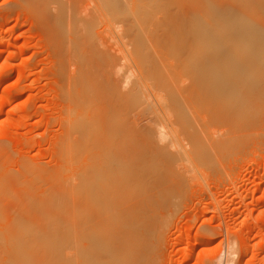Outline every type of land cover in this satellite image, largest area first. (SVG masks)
Returning <instances> with one entry per match:
<instances>
[{"label": "rangeland", "instance_id": "1", "mask_svg": "<svg viewBox=\"0 0 264 264\" xmlns=\"http://www.w3.org/2000/svg\"><path fill=\"white\" fill-rule=\"evenodd\" d=\"M123 1L124 0H120V2H118L119 5L117 6V3L114 5L113 1L109 2L108 0H0V168L2 164V170L10 175L11 179L16 180L19 176L20 178L18 177L17 180L21 181L22 178H24L25 180H23L26 182V185L22 187L27 185L35 187L36 185L37 188L40 189L41 187L42 189L43 187L44 190L49 187L48 175H52L56 172L59 174L61 173V178H58V176H60L59 174L57 176H55V174L52 175L61 181H58V179L56 180V183L60 182V184L57 185H62L60 187L62 188L60 192L61 196L58 194L61 203H57L56 206L53 205L55 204V199L59 202L57 195H55L56 198L53 199V197L51 198L53 193L50 194V192H48L47 194H50V198L53 199L52 202L54 201L53 204L48 206L49 209L56 212L59 211L60 219L58 227L59 232L57 231L58 236L56 239L57 245L51 248L52 252L54 248L56 250V247L57 250L54 251L53 254L50 253L48 255L47 264H75L74 252L76 244L74 241H76L75 236L77 230L75 224H71L74 222H70L71 220L73 221V219H70V215L72 214L70 211H75L76 200L75 196L72 195V193L75 192L73 186L77 176V166H80L79 163H81V158H83L84 155L80 160L78 159V163L77 160L75 161V157L77 158V156L74 155V160L71 162L72 159L68 156L67 151H69V147L67 146L70 145L71 149H73L81 143L80 145L83 144L85 146L90 145L94 147L95 145V148L99 149L104 145L103 141L107 135V133H104L107 132V129H110L106 128L103 130L101 128H96L97 132H94V128H65V126L68 127L71 122L70 116L73 118L72 111L74 110H72V104L77 100L73 98V96H70L74 93V97H77V93L75 95L76 90L82 88L81 82H78L79 78L76 79L75 77L78 65L75 63L76 59L74 58V53H80L84 48L85 50L89 47L92 48V46L88 47L87 44L90 41H94L95 44H91L94 47L92 50L93 53L96 52L97 54L108 51L109 54H114V51H112L114 48L112 49L111 47H113V41L118 40L115 36L126 29L124 26L127 25V23L129 24L132 21V18L134 19L133 23L137 22L140 26V23L144 20L151 19L154 23L153 20L156 21V19H160L162 16L161 19L163 18L162 20L165 23H162V20L161 22L156 23H161L162 26L164 25L161 27L162 29H160L159 25L158 29L159 32L163 30L164 32L160 33H164L165 36L157 31L163 37V40H159L161 38L159 36H157L158 39H155L157 47L154 46V48L152 46L154 43L149 42L152 44L151 48L150 44L147 42V40L149 41L151 38H154L153 34L157 30H155L153 26L150 29L149 26L152 24L151 22V24L149 23L150 20L148 22L146 21V26L147 24L149 26H145V28H149L153 34L151 33L152 35H147L146 32L145 35L141 30L142 28H138L142 35H145L144 37H146L147 40L140 35L141 33L138 30L137 31L140 34H135L138 35V40L140 41L137 40V36H135L136 39L134 38L135 34H133L132 39L137 40L138 43H143L145 46L144 51L145 49H148L149 52L150 48L151 50H154L153 52L154 54L156 53V60L159 61V64L164 65L159 66L158 64L157 66L153 64V66L159 68L156 67L159 71H155V68L153 69V67L152 69L155 73H164L165 75H163V77L165 80H167L168 77L170 80L172 76L175 77V80L172 77V80L176 85L175 90L177 88L179 91L181 87L183 88L188 85L187 81L189 80H186L188 69L186 68L187 73H183V70L190 60L191 62L194 59L201 61L202 57L205 55L209 60L213 61L216 56L219 55L218 51L220 48H226L231 54L228 57L237 58L233 57L232 54L239 55L241 59L240 61L243 60L248 64L257 65V63H263L264 61V47L262 43L255 42L247 31L241 32L235 29L234 22L237 19L241 20L245 18V20H247L250 18L249 16L252 12L244 14L245 11L239 10L238 6V8L234 10L233 7H229L228 5V3L230 4L233 2L231 0H129L127 1V4L125 1V3H123ZM218 1L221 2L220 4L224 7L222 8V15L216 21L218 24L215 26V32H208L205 35L199 34L194 26L198 25L200 15L204 12L205 8H216V3L219 4ZM251 1L252 3L254 2L253 0ZM251 1H247V6L249 8H252V5L249 6ZM128 2L130 3V7L128 8L127 6L126 8ZM240 2L242 3L241 0ZM243 3L240 6V9L245 7ZM255 4L256 2L253 3V5ZM207 5H210L211 7ZM135 7L138 8V11H134L136 10ZM127 9H130V11ZM91 10H93V13H90L92 12ZM133 11L134 14L137 12L136 15H138V12L140 11L141 15L145 16V19H139L140 21H138V19H135V17L137 18L136 15L134 17L132 16L131 13H133ZM116 12H118V14ZM149 12H152L155 16H152V13L149 14ZM167 12L172 16L167 15ZM93 14L94 16H91ZM164 14L166 16L163 17ZM89 17H93V22L91 19L85 20ZM126 19H130L131 21L126 22ZM89 21H91V24ZM109 21L111 22L109 25L110 27L107 26ZM87 22L90 26H88ZM92 23L94 24L92 25ZM156 23H154V25ZM129 26L136 27L135 24H129L128 27ZM224 26L229 30L228 35ZM84 27H86V29L88 27V32H85ZM229 28L233 29L234 33L231 32ZM110 30L111 32L108 33ZM89 32H92V38L91 36L89 37ZM114 32L117 34L115 35ZM110 35H114L113 41ZM97 37L100 39H97ZM109 37L110 39H108ZM149 37L151 38L149 39ZM139 38H141L142 41L146 40L145 43ZM204 38H207L212 42H214L215 39L214 46L207 49V47L204 46ZM86 40H88V43ZM109 40L112 41V44H109ZM162 41L164 44L163 46L168 48L167 50L165 47H161L162 44L160 43H162ZM72 42H74L73 45L70 44ZM126 42L127 39H125L124 43ZM55 43H57V46ZM128 43H130V41ZM109 45H111V47ZM124 46L127 47L126 45ZM124 46L119 45L120 50H122L120 51L118 49L117 51L116 49V51L118 53L120 51L122 54L124 50L127 52L126 49L129 51L133 50L132 47H129V44V48H125ZM144 46H141L140 49ZM108 47L111 48L110 51L108 50ZM158 47L161 48L158 49ZM90 51L91 49H89V52ZM162 51L163 54H161ZM150 52L149 57H147V52L146 54L143 53L144 56L140 53L141 55L139 57H144L143 59L147 57L150 59L153 57V54ZM127 53H124V57H130L131 60H129L130 58H126L127 60L125 61V58L122 57L127 64L130 63V67H128L127 64H124L125 62L122 60L123 58H121L122 62L119 60V63L121 62V64L124 62L123 66L127 72L122 65L121 68L116 64L109 70H112V72L114 71L113 73H117L118 76L123 70L125 73L123 71L122 74L124 73L125 76H127L126 73H129V76L132 74H141V72L144 71V67L147 66L149 59L145 60L147 62L144 61L146 66H144V63L141 64L143 60H139L140 63L138 64L137 62V65L144 64V67L142 66L143 68L141 69V72L139 71L138 73H135L138 70L134 71V68L136 67V69H138V67H133V64H135L138 59L135 61L134 57L132 56L133 59L131 57L132 54L129 55ZM169 53L170 55H168ZM71 54L73 56H71ZM165 54L166 56H169L167 57L168 59L164 56ZM119 56L121 57L120 53ZM159 56L163 59L159 60ZM116 57L118 58V55H116ZM228 57L225 59L227 60ZM154 58L150 59V62L153 60L156 61ZM69 59L72 62H69ZM116 60H114V63L118 62H115ZM161 61L164 62L161 63ZM175 62L177 66L173 64ZM223 63L227 64L228 62ZM131 64L133 66H131ZM165 65H169L167 66L168 68H165ZM148 66H150V63ZM148 66L145 70L149 68ZM160 67L165 69L161 70ZM128 68H131L134 73L132 72V74H130L131 71ZM173 69L174 71H172ZM172 72H177L178 74L182 73L181 75H184L183 77H180L179 81V79L177 80V78H179L177 76L181 75H178L177 73L173 74ZM113 73H111V78ZM124 74L122 77L117 76L118 80L121 78L123 79L125 77ZM73 75L76 79L74 82ZM129 76H127L128 78L125 77L126 80L128 79L130 82L129 84L125 82V79H123L124 81L121 79L122 82L120 81L119 84L116 77V79L113 78V80H116L117 82H113L112 79L109 78L110 75H108V78L109 81L111 80L110 83H118L121 86L123 85L122 89L123 87H126V91L129 93L127 88L132 85V82L136 80L134 77L138 75H132L134 76L132 79L131 76ZM140 76H138V80L140 79ZM71 77L73 78L72 80ZM107 81L105 79V82ZM254 84L256 87L262 86L255 82ZM92 85L96 89L94 97L96 102L92 104L93 110L96 113L103 114L104 116L108 115L107 119L110 123L111 117L115 120V116L123 114L121 119L112 123L114 125L116 124L117 127H120V122L121 125L124 124L123 126L126 124L130 125L129 122L131 125L132 122L134 126L138 125L136 128H118L120 131L118 130L119 134L117 138V135L111 132V138L112 134H115V137L113 135L114 138L112 140L109 138V134L106 136L107 138L105 140L111 145L118 143L120 150L127 151L126 158L117 166L124 169V167H127V165L130 164V162H126V160L133 159L135 160L133 161L135 163L132 164L131 168H135L143 177L157 176L163 184L165 183L164 185L160 183L161 181L156 183V185L160 184L157 186V191L158 189H161L162 186L165 188L168 186L166 189L162 187V189L164 188V192L161 191V189V193H159L160 191L157 192L153 190L151 194L150 190L152 189H149L150 192L147 191V197L150 199L149 194L152 195L150 201L144 199L146 198V194L143 196L144 204L147 202L145 205L148 206L149 210L152 208L151 212L155 211L154 214L157 216L156 217L151 212H147V207L143 204L145 206V211L157 219L151 218L152 216L150 217V215L146 214L145 221H147V223L144 224L142 221V224L148 225V232H150L151 229V231L153 230L154 232H152L155 233L153 235V233L150 232L152 233L150 236V246L153 249H150L151 251L148 250L149 253L152 252V250L155 252L156 256L154 258L156 260L154 259V264H264V90H260L263 96L260 99L261 101H259L260 104H262V106L260 105V107H262L260 108V112L262 113L261 118H263V120L261 119L260 122L255 125L256 127L249 128L250 133H245V135L249 136L245 139L239 149L236 147V149L234 148V150H230L229 152H226V154L222 151L217 152V149H213L211 143V141H214L213 138L216 140V137L221 135L222 130L217 132L216 130L218 127L209 126L208 131H206L204 125L206 124L207 117L204 114H200L199 117L193 113V110L188 109V118L195 130L200 133L201 139L205 141L208 155L205 154L199 158L192 157L193 162L192 160L188 163L178 161V163H175V165L173 164V167L170 168L169 165L164 166L162 164L161 158H156V150L160 145L155 136L156 129H159L157 128L159 120L152 119L154 115L152 114L151 109L149 108L146 110L145 105L143 103V105H141L140 101H137L139 103V107H137L133 100L132 104L136 107H133L129 105L131 103H128L126 105H129L130 107L125 108L123 103L117 104L119 99L123 97L120 93L115 92L117 87L113 89L115 91H110L112 86L111 88L109 87V90V88H107L108 85L106 87L105 84L95 86V83H93ZM114 85L115 84H113V87ZM130 88H133V86L129 87V90ZM121 92L124 93L123 95L125 98L126 96H130L129 94H125V89ZM130 94L132 95V92ZM71 98H73L74 101L70 100ZM130 99H132V97ZM79 101L80 104H82L81 100L78 99V103H76L77 101L75 102L76 106L79 105ZM75 109L78 110L79 108ZM126 121L128 122L126 123ZM135 121L136 123H134ZM104 122L107 123L106 120ZM255 128L257 129L252 130ZM99 129L104 133L100 132L101 130ZM209 129L214 132L211 133ZM207 132H209V134ZM211 135L213 138L211 137L212 140L209 141ZM76 138H78V140ZM79 138H81V140ZM74 140L77 143H74ZM126 145H128V147ZM90 146H87L88 149ZM83 147L81 148L83 149ZM150 150L155 151L150 152ZM78 154H82V152L79 151ZM79 157L80 155L78 158ZM152 158H156V161L153 162L151 160ZM67 162L71 165V168L70 166L67 167ZM61 165L64 166L61 167ZM118 167L117 172H119ZM185 168H187V172L185 171ZM160 173L163 175L159 177L158 175ZM40 176H43V180H41L42 178ZM50 178L53 177L50 176ZM36 179L38 181H35ZM176 184L177 187L175 188L174 185ZM22 187L16 189L18 192L12 191L14 193L9 197L10 200L8 198V201L1 205V207L3 206L2 209H0L4 216L3 222H8L11 218L10 214L15 213L14 211L21 209V207L22 213L18 215V218H23L35 210V208H33L27 212L29 206L26 207L27 209L24 208V203L27 198L29 199V196L27 195V192H22ZM154 189L156 190V188ZM170 189V193L167 192ZM172 189L175 191L173 192ZM165 190L167 191L165 192ZM154 192H156V196L153 195ZM168 193L171 195L170 197ZM13 195L16 196L14 197ZM17 196H19V198ZM48 197L49 196H47L46 199L47 201L50 200ZM148 198L147 200H149ZM144 206L142 209L143 211ZM144 212H142V214H144ZM147 217L151 218L149 223L151 224L153 221L154 225L148 223V220H146ZM144 225L140 226L143 227ZM16 227L17 223L13 228L16 229ZM144 229L142 228V230ZM25 238L26 237L23 236V239ZM141 238H143V236ZM157 238L159 240H156ZM146 239L147 243H149L148 236ZM146 239L143 238V241ZM143 244L140 245L144 248L147 244ZM147 246L149 249L150 246ZM145 249H147V247ZM145 249L143 254L144 252H147ZM147 255L146 253L144 254L146 257ZM151 262L153 263V261Z\"/></svg>", "mask_w": 264, "mask_h": 264}, {"label": "bare ground", "instance_id": "2", "mask_svg": "<svg viewBox=\"0 0 264 264\" xmlns=\"http://www.w3.org/2000/svg\"><path fill=\"white\" fill-rule=\"evenodd\" d=\"M108 1L109 2L113 1L114 5L117 3L116 4L117 6L119 5L118 2H120V0L119 1L118 0H111V1L108 0ZM124 1L127 4V1H129V0H124ZM124 1H123V3H125ZM231 1H233V2H231L230 4L228 3V5H229V7H233L234 10L239 7V10L245 11L244 14L252 12V13H250L251 14L249 16L250 18H248L247 20H245V18L241 19V20L237 19L234 22L235 29H237L238 31H241V32L247 31V33L250 36H252V39L255 42L260 43V44L262 43V45L264 47V0H253L254 2H256L257 5L256 4L253 5L254 2L252 3L251 0H241L242 3L244 2L243 4L245 5V7L241 8V9H240V6L242 5V3L240 2V0H231ZM247 1L248 2L251 1L249 6L252 5L251 6L252 8H249L247 6L248 5ZM218 3L219 4L216 3V5H217L216 8H213V7L210 9H209V7L205 8L206 10L204 9V12L200 15V17L198 19L199 20L198 25L194 26V28L196 29V31L199 34L205 35L208 32H215V26L218 24L216 21L222 15V13H223L222 8L224 7V6L222 7V5L220 4L221 2L218 1ZM126 4H123V5H126ZM207 4H209V3H207ZM205 5H206V3H205ZM127 6H128V8L130 7L129 2H128V5H126V8H127ZM207 6H210V5H207ZM148 10H150V9H148ZM91 11L92 12H90V13H93V10H91ZM128 11H130V9ZM134 11H138V8H136V10H134ZM134 11H133V13H131L133 17L137 13V12H135V14H134ZM116 13L118 14V12H116ZM150 13H152V12H149V14ZM166 14L170 15V14H168V12ZM171 14H173V13H171ZM151 15L155 16V14H153V13ZM91 16H94V14ZM119 16H121V15H119ZM136 16H137V18L135 17V19H138V21H140L141 19L142 20L145 19V16H142L140 11L138 12V15H136ZM164 16H166V15L164 14L163 17ZM170 16H172V15H170ZM90 17L88 19H85V20L91 19L93 22V19H92L93 17L92 18H90ZM139 17H142V18H139ZM161 17H160V19H156V21L153 20L154 23L161 22V20L163 19V18L161 19ZM130 19L129 20L126 19V22L131 21ZM133 21H134V19L132 18V21H131L132 23L130 22L129 24H131V25L135 24L136 27H134V26L128 27L129 24L127 23V25L124 26V28L126 27L125 30H123L122 32H119L118 34L116 32H114L115 35L116 34L118 35V36L117 35L115 36V38L118 39L117 40L118 42L116 40H114V38H113L114 35L113 36L110 35L112 38V41L113 40L114 41L112 44L111 43L112 41L109 40V44L111 43L113 47H111V45H109V46L112 49L114 48L112 50V51H114V54H109L108 51L104 52V53H97V54H96V52L93 53L92 52V50L94 49L93 45L95 44L93 40H92L93 42H91V41H90L91 43L89 42L90 44L88 43V40H86L87 43L89 44V45L87 44V46L88 47L92 46V48L89 47L86 50L84 48V50H82L80 53H76V54L74 53L73 54V55H75L74 58L76 59L75 63L78 65L77 72H76L77 76L75 75V77H76V79L79 78L78 82L79 81L81 82L82 88H79V90H76L77 88L75 89L76 90L75 95L77 93L78 98L74 97L73 92H72L73 95L70 96V97L73 96V98H75L77 100L74 101L73 98H71L70 100H73L74 104H75L76 101H77L76 103H78V99H79V100H81L82 104H80V101H79V105H77V106H80V107H77L76 104L75 105L72 104L73 106L71 105L73 107L72 110H74V111L71 110L73 113V118H72V116H70L71 122L69 123L68 127L65 126V128H94L93 129V131L95 130L94 132H97L96 130L98 128H101L103 130L106 128H110L111 130L107 129V132H105V133L101 129H99V130H101L100 132H103L104 134H106V133H107V135L109 134V138L112 140L115 137V134L117 135L116 138L118 137V134H119L118 130L120 131V129H118V128H136V126H138V125L134 126L133 122H132V125H133V127H132L131 123L129 122V124L131 126L126 124L127 126L125 125L126 126L125 127V126H123L124 124L121 125V122H120V124H119L120 127H117L116 124L114 125L112 123L121 119V117H123V114L120 116H115V120L113 117H111L110 118L111 123H110L107 119L108 115L104 116L103 114L96 113L93 110L92 104H94L96 102V99L94 98L95 93H96V89L93 87L92 84L95 83V86H101V85L105 84L106 87L108 85L107 88H109V87L111 88V86H112L111 90L109 88L110 91H115L113 89H115L117 87L115 92H118V93H120V95L123 96V97H121V99H119L117 104L123 103L125 108L130 107L129 105L136 107L132 104V100H133V102H135V105H137V107H139L138 102L140 101L141 105H143V104L145 105L146 110L149 108L151 109V112L154 115V117L152 119H154V120L158 119L159 120V124L157 127L159 129H156L155 136H156L157 142L160 145L157 147V150H156V158H158V157L161 158L162 164L164 166L169 165L170 168H172L173 164L175 165V163H178V161H180L182 163H184V162L188 163L191 160L193 162L192 157L199 158L200 156H204L205 154L208 155V151L206 149L207 146H206L205 141L201 139L200 133L197 132V130H195V128L192 126V124L188 118L189 117L187 114L188 109L193 110V113L199 117H200V114L201 115L204 114L207 117V120L204 119V120H206V124L204 123L205 124L204 127L206 128V131H208L209 126L210 127L211 126L212 127H218V129L216 128L217 130L215 129L217 132L222 130L221 135L216 137V140H215V138L212 137V135L210 136V138L212 137L214 140V141H211L212 138L209 140L212 143L213 149L215 148V150L217 149L216 150L217 152L222 151L225 154H226V152H229L230 150H234V148L236 149V147L239 149V147L242 146L245 139L249 136V135H245V133H250L249 128L254 127L257 123L260 122L261 119L263 120V118H261L262 113L260 112V108H262V107H260V105L262 106V104H260L259 101H261L260 99L263 96L262 93L260 92V90H264V61H263V63H260V62L257 63V65L248 64V63L244 62L243 60L240 61L241 59H240L239 55H233L232 54L233 57H237V58L228 57L231 54L226 50V48H220L218 51L219 55L216 56V58L213 61L209 60L204 55L202 57L201 61L194 59L192 62H191V60L188 62V65L185 67V69L183 68L184 69L183 73H185V72L187 73L186 68L188 69L189 75L186 74L187 75L186 80H189V81H187L188 85L183 87V88L181 87V89L178 91L177 88L175 90L176 85H175V82L172 80L173 76L171 77V80L173 81L174 84L172 83V81L170 80L169 77H168L169 79L167 77H165L169 81L164 79V77H163V75H165L164 73L163 74H162V72L155 73V71L159 69L157 67L159 64V61L156 60V57H155L156 53L154 54V52H153L154 50L153 49L151 50L152 44H150V43L151 42L154 43V45H152V46L157 47L155 39L157 38V36H159V37H161L159 40H161L163 37L160 34H164V33H160V32H164L163 30L159 32L158 27L160 25V29H162L161 27H163L164 25L162 26L161 23L160 24L156 23L157 25L156 24L154 25V23L151 21V19L146 20L147 22L149 21V23L150 22L152 23V24L150 23L151 26H149L148 24L146 26L145 20L140 23V26L137 22L133 23ZM89 22L91 24V21H89ZM144 22H145V24H144ZM105 23H107V22H105ZM110 23H111L110 21L107 23L108 27H110L109 26ZM162 23H165V22H163V20H162ZM87 24H88V22H87ZM93 24L94 23H92V25ZM166 24H168V23H166ZM88 26H90V25L88 24ZM141 26H143V27H141ZM145 26L146 27L149 26L150 29L153 26V28H155V30L156 29L157 30L153 34L152 31H150L149 28L148 29L145 28ZM224 27H225L227 35H228L229 30L226 26H224ZM138 28H140V29L142 28L141 30L144 34L146 32H147V35L152 33L154 38L149 37V39L150 38L151 39L148 41L147 38L144 37L146 34L143 36L140 29H138ZM49 29H50V27H49ZM84 30H85V32H88V27H87V29H86V27H84ZM152 30H154V29H152ZM230 30H231V32L234 33L233 29H230ZM91 31H92V28H91ZM55 32H57V31H55ZM105 32H106V29H105ZM110 32H111V30L108 33H110ZM114 33H111V34H114ZM135 33H138V35L140 34V35H142L143 38H146L148 44H150V47H151L150 51L153 52L152 53L149 51L151 54H153V57L150 59H153L155 57L154 59L157 62L154 60H153L154 62L153 61L150 62V59L147 58V57H149L148 49H145V51H144L145 46L143 45V43L139 42L141 45L138 43V41H140V40H138V35H136ZM156 33H158L159 35L158 34L155 35ZM91 34H92V32L91 33L89 32V37L91 36V38H92ZM99 34H102V33H99ZM133 34H135L134 35L135 39H136L135 36H137L138 41L135 39H132ZM130 35H131V38H130ZM106 36H107V34H106ZM163 36H165V34ZM139 37H141V36H139ZM98 38L99 37H97V39ZM141 38H139V39H141ZM108 39H110V37ZM125 39H127L126 43H124ZM142 39H141V41H142ZM94 40H96V39H94ZM101 40H102V38H101ZM146 40H143L142 42L145 43ZM165 40H166V38H165ZM129 41H130V43H128ZM114 42H115V45H114ZM203 42L205 44L204 46L207 47V49H210L212 46H214L215 39H214V42H212L209 39L204 38ZM73 43L74 42H72L70 44L73 45ZM157 43H158V41H157ZM55 44L57 46V43H55ZM91 44H93V45H91ZM128 44L130 45L129 47L133 48V50H131L132 48L130 49L132 52L129 51L128 49H126V51L128 53L125 52V50H124V52L121 54L120 51L122 49L120 50L119 45H121V46L126 45L127 47H125V46L124 47L129 48ZM160 44H162L161 45V47H162L164 45L163 41ZM85 45H86V43H85ZM139 45H140V47H139ZM141 46H144V47L142 49H140ZM146 46H147V44H146ZM161 47H158V49ZM164 47L165 46H163V48ZM111 48H109L108 50L110 51ZM89 49H91L90 52H89ZM116 49H117V51H118V49L120 50L119 53H120L121 57L119 56V53L116 51ZM158 49H157V51H158ZM167 49L168 48H166V50ZM141 50H143L144 52ZM169 50H170V48H169ZM140 51L145 53V54L147 52V57H145V59H143L144 57L143 58L139 57L141 54H142V56H144L143 53H141ZM129 52H131V53H129ZM164 52H165V50H164ZM124 53L125 54L127 53L129 55L132 54L131 57L133 56L135 61H136V59H138V61H136L135 64L132 63L134 66L131 64V66H133V67H135V66L138 67V69H136V67L134 68L135 69L134 71L138 70L135 73H138L139 71L141 72V69L144 66H146V63H144L145 60L149 59L148 60L149 62L145 61V62H147V66L150 63V66H148L149 68H147V70L148 69L149 70L148 71L145 70V68L147 67L146 66V67H144V71L141 72V74L140 73L132 74L133 70H131V68H128L131 71L130 74L138 75V76L141 75L139 80L137 79V78H139L138 76L134 77V76L130 75L131 79H132V77H134V78H136V80L132 82L131 86H128L127 89L129 91V93L126 91V87H123V89H125V94H129L132 97V99H130L131 98L130 96H128V97L126 96V98H125L123 95L124 93L121 92L123 90L122 89L123 85L121 86L119 84H120V81L122 78L118 80L117 73L115 74V73H113L114 71L112 72V70H109V69H112L111 67L112 66L114 67L115 64L120 66L121 68L124 64H127L125 61L130 57H128V58H127V56L124 57L125 56ZM161 54H163V51ZM73 55L71 54V56H73ZM116 55H118V58L116 57ZM168 55H170V53ZM168 55L166 56V54H165L164 56L167 58V57H169ZM62 56H64V55H62ZM122 56L125 58V61H124V58ZM133 57H132V59H133ZM226 57H228L227 60L225 59ZM121 58H123L122 60L125 62V63L123 62L124 64L123 63L121 64V62H122ZM175 58H176V56H175ZM162 59L163 58L160 57L159 60H162ZM114 60H116L115 62H117V61L118 62L114 63ZM119 60H121L120 63H119ZM129 60H131V58ZM134 60H132V61H134ZM139 60H143V62H141V64L144 63L145 65L143 64L144 66L143 65L138 66L137 62L139 64L140 63ZM164 60H165V58H164ZM254 60L257 61L256 59H254ZM68 61L72 62L70 59ZM177 61H179V60H177ZM162 62H164V61H161V63ZM223 62H228V63L224 64ZM129 64H127L128 67H130ZM153 64L157 65L156 67L158 69L155 66H153ZM173 64L176 65V62ZM160 65L161 64H159V66ZM162 65H164V64H162ZM127 66H126V68H127ZM167 66H169V65H165L164 67L166 68ZM139 67H140V69H139ZM152 67H153V69L155 68V71L152 69ZM123 68H124V66H123ZM165 68L160 67L161 70H164ZM115 69H116V67H115ZM174 69H176V68H174ZM174 69L172 71H174ZM124 70L126 71L125 68H124ZM115 71H117V70H115ZM120 71H122V70H120ZM125 71H124V73H125ZM122 72H121V74H122ZM111 73H113V75L115 74L114 77L112 75V78H111ZM172 73H170V74H172ZM174 73H177V72H174ZM121 74L119 76H121ZM123 74H122V76H123ZM181 74L179 73L178 75H181ZM108 75H110L109 78L112 79L113 82L116 80L119 81L118 82L119 84L113 83V84H115L113 87V84L110 83L111 80L109 81ZM126 75L129 76V73H126ZM183 75L177 76V77H179V78L176 77L177 80L179 79V81H180V77H183ZM124 76H125V74H124ZM127 76H125V77H127ZM166 76H167V74H166ZM168 76H170V75H168ZM75 77H74V75H73L74 79L71 77V80L73 79V82L76 80ZM125 77L123 79L126 80ZM113 78H115L116 80H113ZM173 78L175 80V77H173ZM105 79H106V81L108 80L109 82L108 81L105 82ZM181 79H183V78H181ZM86 80H88V81H86ZM181 81H183V80H181ZM253 81L257 84L262 85V86L256 87ZM125 82L128 84L130 83L128 81V79ZM133 83H134V85H133ZM180 83H179V85H180ZM132 86H133V88H130V90L132 92V95H131L129 87H132ZM98 89H100V88H98ZM75 90H73V91H75ZM134 98L136 101L134 100ZM151 99H153L154 101ZM128 103H131V104H129L127 106L126 104H128ZM74 107L79 108V109L76 110ZM75 110H76V112H75ZM74 113H75V116H74ZM134 119H136V118H134ZM171 119H173V120H171ZM199 119H201V118H199ZM105 120L107 121V123L104 122ZM138 120H139V117H138ZM197 120H198V118H197ZM128 121H131V120H128ZM128 121H126V123ZM134 123H136V121ZM200 123H202V122H200ZM262 123H263V121H262ZM137 124H138V122H137ZM140 124H141V122H140ZM258 125H260V124H258ZM112 128H114L117 131H115ZM212 129H214V128H212ZM256 129L257 128L252 129V130H256ZM209 131H210V129H209ZM111 132L115 133V134H112V138L110 137ZM210 132L212 133L214 131L211 130ZM207 133L209 134V132H207ZM208 134H207V136H208ZM113 135H114V137H113ZM106 136H105V139L107 138ZM82 138H83V136H82ZM76 139L78 140V138H76ZM79 139L81 140V138H79ZM105 139L103 141L104 145L102 147H100L99 149L95 148V145H94V147H92L90 145H86V146L83 144L80 145L81 144L80 142H79L80 144H78L80 146L77 145L76 148L74 147L73 149H71L70 145L67 146V147H69V151H67V153H68L69 158L72 159L71 162H73V160H74V158H73L74 155L77 156V158L75 157V161L77 160V163L79 162L80 158L83 157V155H84V157L81 158V163H79L80 166H77L78 168L75 166L77 168V174H76L77 176H76V178L74 176L75 184H74L73 188H74L75 192L72 193V195L75 196L76 202H75V211H70V212H72V214L70 215V219H73V221L71 220L70 222H74L71 224H75V227L77 230L76 236H75L76 241H74L76 244L75 245V252H74L75 264H154V262L156 260L154 258L156 256L155 252H153V250H152V252L149 253V251H151L150 249H153L150 246V236L154 231L152 230L153 231L152 232L150 229V232H152V233L148 232L147 231L148 225L147 224L144 225L145 223H147V221H145V218H146L145 216H146V214H148L147 212H149V213L151 212L152 208L149 210L148 206L145 204H147L146 201H150L151 196H152L151 194H152L153 190L157 191V186L160 184L156 185V183H158L161 180L157 176H154V177L145 176V177H143L135 168H131L132 164L135 163V162H133V161H135L133 159H127L126 160V162H130V164L127 165V167H124V169L121 167H118L117 165L120 164L121 161L126 158L127 151L120 150L119 149L120 147H118V143H114L111 145ZM246 142H245V144H246ZM74 143H77V142L75 141ZM87 146H90L89 149ZM126 146L128 147V145H126ZM78 147L80 150L78 149ZM81 147H83V149ZM91 147H92V149H91ZM81 149L84 151V154H83V151ZM86 149H87V151H86ZM79 151L82 152V154H78ZM85 151H86V153H85ZM154 151L155 150H150V152H154ZM231 152H233V151H231ZM79 155H80V157L78 158ZM156 158H152L151 160L153 162H155ZM70 159H68V160H70ZM68 162H70V161H68ZM68 162H67V164H68L67 167L70 166V168H71V165H73V164H71V162H70V164H71L70 165ZM62 166H64V165H61V167ZM117 167H118L119 172H117ZM185 171L187 172V168H185ZM189 171H190V169H189ZM29 172H30V170H29ZM59 172H61V171H59ZM38 173H37V175H38ZM64 173H66V172H64ZM54 174H55V176H57L59 173L56 172ZM54 174H52V175H54ZM52 175H48L49 176V179H48L49 185L48 184L47 185L49 187H47V189H45V190L43 189V187H42V189L40 187V189H41L40 190L39 188H37L36 185H35V187L32 185L31 186L27 185L25 187H22V186L26 185V182L24 181L25 179L22 178L21 181H18L17 180V178L19 177L18 174H17L18 177L15 176V177H17L16 180L11 179V176L2 170V164H1V168H0V209H2V207H3V206L1 207V205H3L4 202L8 201L9 197H11V194L14 192H18V190H16V189H20V187H22L23 188L22 192H27V195L29 196V199L27 198L26 202L24 203V208L29 206L28 209L26 208L27 212H29L33 208H35V210L33 212H31L30 214H28L27 216H24L23 218H18V215L22 213V210H21L22 207H21V209H17L14 211L15 213H13V214H15V215L10 214L11 218H10V220L8 219L9 220L8 222H6V221L3 222L4 216H3V213H1V211H0V244H1V247H0V250H1V252H0V264H47L48 263L47 262L48 255L50 253L53 254V252L57 250V247H56V250L54 248V250L52 252L51 248H53V247H55V245H57L56 239H57L58 232H59L58 227H59V222H60L59 211H57V212L53 211V210L49 209L48 206L53 204L54 201H55V204H53V205H55V206L57 205V203H61L60 202L61 199L58 196V194H60V192H61L62 188H60V187L62 185H60V186L57 185V184H60V182H61L58 179V178H61V173L59 174L60 176H58V178H56L55 176H52ZM162 175L163 174L160 173L158 176L160 177ZM50 176L53 177L55 180L53 178H50ZM57 179L60 182L56 183ZM33 180H34V177H33ZM41 180H43V178ZM28 181H27V183H28ZM35 181H38V180L36 179ZM54 182H55V184H54ZM160 183L163 184L162 181ZM174 186L176 188L177 184ZM162 187H164V186H162ZM162 187H161V189H162ZM167 187L168 186H166V188ZM178 187H179V185H178ZM154 188H156V190ZM149 189H152V190H150L151 194H149V192H150ZM161 189H158L157 192H159ZM163 189L161 191H163ZM174 189H172L173 192L175 191ZM167 190H165V192ZM12 191H14V192H12ZM147 191H149L148 194L150 195L149 196L150 199L147 197ZM161 191L159 193H161ZM170 191H171V189L167 192L170 193ZM48 192H50V194L53 193V196H51V198L53 197V199L56 198L55 195H57V199L59 202H57L56 199L52 202L53 199L50 198V194L47 195ZM155 193L156 192H154L153 195H155ZM169 193H168V195L170 197L171 195ZM145 194H146V198H144V199H146V201H145L146 203L144 204L143 196ZM13 196L15 197L16 195H13ZM47 196H49L48 198H50L51 201L46 200ZM60 196H61V194H60ZM17 197L19 198V196H17ZM17 197H16V199H17ZM25 197H27V196H25ZM147 198L149 200H147ZM9 200H10V198H9ZM11 201H13V200H11ZM27 201H28L29 205L27 204ZM153 201H155V200H153ZM6 204H4V205H6ZM143 204L147 207L146 208L147 212L145 211V206ZM143 206H144L145 212L142 210ZM51 207H53V206H51ZM142 212H144L145 215L142 214ZM151 213L154 214L155 211L151 212ZM143 215H144V220H143ZM148 215H150V217L152 216L151 214H148ZM148 218L149 217H147L146 220H148V223H149V220H151V218H155V217L152 216L151 218H149V219ZM5 220H7V219H5ZM142 221L144 222V224H142ZM16 223H17V227L15 229V228H13V226ZM151 224L154 225V222L152 221ZM140 225L141 226L144 225V226L141 227ZM34 226H36V227H34ZM140 227H141V229H140ZM142 228L143 229L145 228V229L142 230ZM17 229H18V231H17ZM146 232H147V234H146ZM154 234L155 233H153V235ZM146 235L149 237V240H148L149 243H147V239H146L147 236ZM23 236L26 238L23 239ZM142 236L144 239H146L145 241H143V238H141ZM158 238L156 240H159ZM153 239H154V236H153ZM141 241H143L144 244ZM140 244H143V245L147 244L150 247L148 249V246L146 245L143 248L142 245H140ZM155 244H156V242H155ZM146 247H147V249H145ZM144 249L147 250V252H148V255H147V252H144V254L146 253L147 257L144 256V254H143ZM150 255H154V256H150ZM147 258H149V259L151 258L150 261ZM151 261H153V263Z\"/></svg>", "mask_w": 264, "mask_h": 264}]
</instances>
